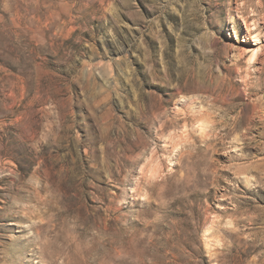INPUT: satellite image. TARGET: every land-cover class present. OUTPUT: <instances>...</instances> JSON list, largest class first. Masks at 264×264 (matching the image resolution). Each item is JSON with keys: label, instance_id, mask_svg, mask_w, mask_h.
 Here are the masks:
<instances>
[{"label": "rangeland", "instance_id": "374dc122", "mask_svg": "<svg viewBox=\"0 0 264 264\" xmlns=\"http://www.w3.org/2000/svg\"><path fill=\"white\" fill-rule=\"evenodd\" d=\"M0 264H264V0H0Z\"/></svg>", "mask_w": 264, "mask_h": 264}, {"label": "bare ground", "instance_id": "6f19581e", "mask_svg": "<svg viewBox=\"0 0 264 264\" xmlns=\"http://www.w3.org/2000/svg\"><path fill=\"white\" fill-rule=\"evenodd\" d=\"M201 125V124H200ZM201 129H203L204 131H206V126H202L200 127Z\"/></svg>", "mask_w": 264, "mask_h": 264}]
</instances>
